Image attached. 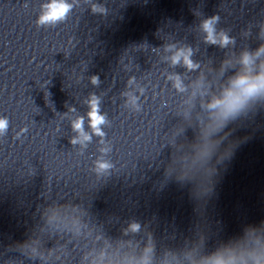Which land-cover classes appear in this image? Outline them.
<instances>
[{
  "label": "clouds",
  "instance_id": "clouds-1",
  "mask_svg": "<svg viewBox=\"0 0 264 264\" xmlns=\"http://www.w3.org/2000/svg\"><path fill=\"white\" fill-rule=\"evenodd\" d=\"M69 5L63 3V0H53V3L49 6V11L46 15L42 17L43 22L47 21H55L57 19L62 18L69 9ZM212 20L205 21L204 29L208 32V40L211 43H216V39L214 37V28ZM229 42L227 36H222L220 43L222 46L226 45ZM179 61V56L174 58V62ZM185 62L189 67H192L191 61L185 57ZM249 62L248 54L246 53L244 56V63L247 64ZM232 87L237 91H228L226 93V97L223 101L215 100L212 107H220L222 110L223 116L227 117L230 114L235 113L239 110L245 101L255 95L258 91L264 88V76L257 78L256 80H250L247 76H239L232 82ZM92 125L94 128L101 123H103V117L98 115L94 110L91 114ZM6 127V122L0 121V130ZM76 128H80L81 125L77 123L75 125ZM98 130V128H97ZM134 229L138 227L137 225L132 226Z\"/></svg>",
  "mask_w": 264,
  "mask_h": 264
}]
</instances>
